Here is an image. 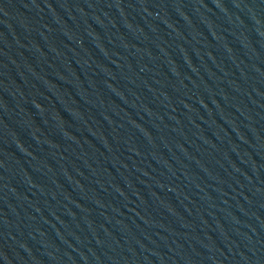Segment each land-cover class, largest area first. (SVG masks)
<instances>
[{"label": "water", "instance_id": "95a60500", "mask_svg": "<svg viewBox=\"0 0 264 264\" xmlns=\"http://www.w3.org/2000/svg\"><path fill=\"white\" fill-rule=\"evenodd\" d=\"M0 264H264V0H0Z\"/></svg>", "mask_w": 264, "mask_h": 264}]
</instances>
